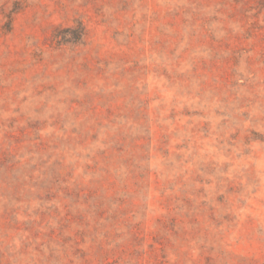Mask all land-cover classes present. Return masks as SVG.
I'll use <instances>...</instances> for the list:
<instances>
[{
  "label": "rangeland",
  "instance_id": "374dc122",
  "mask_svg": "<svg viewBox=\"0 0 264 264\" xmlns=\"http://www.w3.org/2000/svg\"><path fill=\"white\" fill-rule=\"evenodd\" d=\"M0 264H264V0H0Z\"/></svg>",
  "mask_w": 264,
  "mask_h": 264
}]
</instances>
